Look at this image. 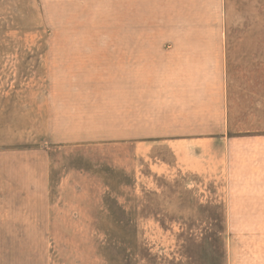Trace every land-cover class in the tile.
Returning a JSON list of instances; mask_svg holds the SVG:
<instances>
[{
  "label": "rangeland",
  "instance_id": "374dc122",
  "mask_svg": "<svg viewBox=\"0 0 264 264\" xmlns=\"http://www.w3.org/2000/svg\"><path fill=\"white\" fill-rule=\"evenodd\" d=\"M230 255L264 264V0H0V264Z\"/></svg>",
  "mask_w": 264,
  "mask_h": 264
},
{
  "label": "crops",
  "instance_id": "0c3cea01",
  "mask_svg": "<svg viewBox=\"0 0 264 264\" xmlns=\"http://www.w3.org/2000/svg\"><path fill=\"white\" fill-rule=\"evenodd\" d=\"M231 253H232V252H231ZM233 253H234V252H233ZM236 258L238 259V256H237ZM229 259H230V264H236V263H237V261L234 260V259H235L234 256L230 255Z\"/></svg>",
  "mask_w": 264,
  "mask_h": 264
}]
</instances>
